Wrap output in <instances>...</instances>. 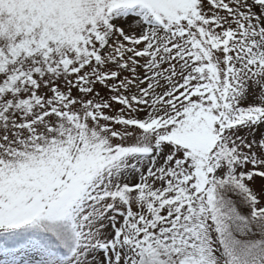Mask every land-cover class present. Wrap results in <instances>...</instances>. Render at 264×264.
Here are the masks:
<instances>
[{"label": "snow or ice", "instance_id": "1", "mask_svg": "<svg viewBox=\"0 0 264 264\" xmlns=\"http://www.w3.org/2000/svg\"><path fill=\"white\" fill-rule=\"evenodd\" d=\"M0 264H264V0H0Z\"/></svg>", "mask_w": 264, "mask_h": 264}, {"label": "rangeland", "instance_id": "2", "mask_svg": "<svg viewBox=\"0 0 264 264\" xmlns=\"http://www.w3.org/2000/svg\"><path fill=\"white\" fill-rule=\"evenodd\" d=\"M261 183V181L259 180V179H257V181H256V185L255 186H259V184Z\"/></svg>", "mask_w": 264, "mask_h": 264}]
</instances>
